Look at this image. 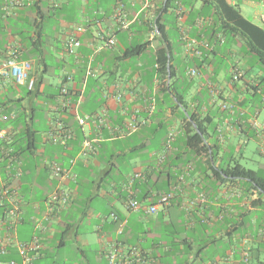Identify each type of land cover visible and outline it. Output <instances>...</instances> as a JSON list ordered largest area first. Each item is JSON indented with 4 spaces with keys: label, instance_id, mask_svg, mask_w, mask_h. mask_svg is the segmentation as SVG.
Here are the masks:
<instances>
[{
    "label": "crops",
    "instance_id": "obj_1",
    "mask_svg": "<svg viewBox=\"0 0 264 264\" xmlns=\"http://www.w3.org/2000/svg\"><path fill=\"white\" fill-rule=\"evenodd\" d=\"M21 1L23 8L6 11L7 0H0V65L16 52L32 64L29 79H35L33 91L0 80V132L8 133L0 136V200L9 187L19 205L14 222L6 219L9 203L0 204V245L10 239L0 261L20 264L19 245L37 238L41 250L33 264H110L111 254L118 264H264V198L241 179L215 174L227 164H242V148L256 138L250 121L259 122L264 111V59L250 54L241 36L224 34L201 1L179 0L162 17L165 32L177 35V46L171 38L178 70L173 90L184 96L189 114L209 126V150L198 152L185 135V110L174 107L156 72L154 36L166 0ZM232 1L264 33V0ZM77 27L84 29L81 46L70 55L66 42ZM182 30L203 42L202 58L187 54ZM110 38L113 47L106 45ZM135 38L151 45L135 61L123 58L128 48L141 45L133 44ZM90 61L95 76L86 80ZM193 68L198 77L188 76ZM237 68L245 74L233 82ZM68 75L73 100L82 96L80 114L99 117L105 111L103 126L82 127L61 108ZM226 102L236 105L234 113L222 110ZM133 116L138 129L128 133ZM58 123L73 133L66 145ZM86 142L93 153L85 155ZM53 163L68 177L54 178ZM19 170L23 176L16 179ZM58 190L69 195L64 207L49 202ZM163 196H170L168 204H158ZM130 200L140 210L128 209ZM157 205V214L146 213Z\"/></svg>",
    "mask_w": 264,
    "mask_h": 264
},
{
    "label": "built area",
    "instance_id": "obj_2",
    "mask_svg": "<svg viewBox=\"0 0 264 264\" xmlns=\"http://www.w3.org/2000/svg\"><path fill=\"white\" fill-rule=\"evenodd\" d=\"M6 11H10L11 9L16 8H23L24 3L21 0H7L6 4ZM264 20V16L262 17ZM84 32V29L82 27H77L73 33V35L67 40L66 42V52L67 54L74 55L75 50L81 46V42L78 39V35ZM181 40L185 44V48L187 50V54L194 58H202L203 52L199 48V46L203 45V42L199 41L195 38H190L185 30H182L181 32ZM116 44V40L114 38H110L107 41V47H113ZM204 47L209 48L208 44H204ZM91 61L89 62V65L86 69V80H88L91 77L95 76V72L92 68ZM32 70V64L29 61H21L17 55L16 52L12 53L11 57L7 58L1 65H0V80L3 81H13L17 85H26L29 91H33L35 88V79H29V73ZM189 77H198L199 73L197 69H189L187 72ZM244 71L241 69H236L232 73V81L237 82L240 81L244 77ZM73 78L68 75L65 79L64 85L60 88V96H61V108L66 111L70 110L74 113L76 122L80 126H85L89 123H94L95 126H103L105 121L103 117L107 116L105 111L103 112V115L96 117V116H88V115H81L80 114V107L82 104V96H78L77 99L73 100L74 93L71 92L70 88L68 87V83L72 82ZM115 100L119 103L122 101L123 95L122 93L118 92L115 95ZM264 104V102H263ZM220 107L224 111H229L231 113L235 112L236 105L234 103H221ZM155 109V100H152V102L149 105V110L153 112ZM58 127L60 131L63 132V138L60 140V143L62 145H66V142L70 140L73 136V133L66 125L63 123H58ZM111 130H115L112 126L109 127ZM250 128L257 137H261L264 139V124L259 123L257 120L250 121ZM138 129V121L137 117L133 116L131 120L127 123V130L128 133H134ZM220 133H222L221 130H219ZM8 133L6 131L0 132L1 137L7 136ZM172 137H170V140ZM95 151L93 145L91 142H86L84 145V152L85 155L89 153H93ZM260 153L264 156V146L260 148ZM51 174L54 178L57 179H64L68 177V171L64 169L62 166H60L57 163L51 164ZM23 176V173L19 170L17 171V174L15 175L16 179H19ZM11 190L8 188H4L2 191V199L0 200V204H4L3 200L5 199L7 201L9 208L6 211V219L14 220V222L17 221V218L19 216V205L17 199L11 194ZM170 199V196H163L160 198L158 204H168ZM70 201L69 195L64 191H56L54 192L50 198L49 202L52 205H58L60 207L66 206ZM141 208V204L135 200H130L128 203V209L132 211H138ZM146 213L149 215H155L158 213V205L157 206H151L148 209H146ZM5 220H0V224L4 223ZM13 222V221H12ZM11 222V225H14ZM10 241L8 238L4 244L0 245V258L4 256L7 252L6 250V244ZM19 249L22 253L23 260L20 264H33L34 260L37 258L40 250L41 245L39 243V240L35 238L32 242L26 243V244H20ZM243 258L245 262H248L250 260V255L247 251L243 252ZM136 262H140V260H136ZM109 263L110 264H118L116 260V256L114 254H111L109 256ZM133 262H129L128 264H132ZM0 264H5L0 261ZM7 264H19L15 261H11Z\"/></svg>",
    "mask_w": 264,
    "mask_h": 264
},
{
    "label": "trees",
    "instance_id": "obj_3",
    "mask_svg": "<svg viewBox=\"0 0 264 264\" xmlns=\"http://www.w3.org/2000/svg\"><path fill=\"white\" fill-rule=\"evenodd\" d=\"M178 1L179 0H166L164 4L165 7L163 9V14L162 16H160V18H158L156 22L158 33L155 34L154 39L159 43V48L156 52V72L164 79V92H166L168 96H173L175 101H172L171 103L174 105V107L177 109L184 108L185 110L183 112L180 109V114L182 116L183 122L185 123V135L189 140V147L192 150L207 153L209 150V147L205 145V142L209 137V126L207 123V119L201 120L197 114H189L187 103L184 101V96L173 90V80L176 78L178 70L175 69L172 64V36L171 34L165 32V26L161 25V19L164 15L168 14L171 9L174 8V3ZM196 1H201V9H203L204 12H207L208 9L209 11H212V16L214 17L216 23L219 24V28L224 34L241 36V38H243L247 43L249 53L255 54L258 58L264 59V33L256 26L246 21L242 17L239 8L236 5H233L230 0ZM33 8L37 9V4H35ZM173 24L175 25V21H173ZM150 45L151 42L132 46L125 51L123 58L129 59L138 57L146 52ZM166 46L169 48L170 53L171 84L169 86L166 85L169 75V59L167 56ZM29 142V149H35L36 139L31 138ZM210 157L214 162L215 154L213 150H211ZM215 174L221 180H224L223 176L241 179L246 186L255 189L256 191H258L259 195L264 198V177L260 175L259 171L248 169L244 165L238 163L236 165L227 164L225 168H218V170L215 171Z\"/></svg>",
    "mask_w": 264,
    "mask_h": 264
},
{
    "label": "rangeland",
    "instance_id": "obj_4",
    "mask_svg": "<svg viewBox=\"0 0 264 264\" xmlns=\"http://www.w3.org/2000/svg\"><path fill=\"white\" fill-rule=\"evenodd\" d=\"M240 1L241 0H239L237 4H240ZM172 41L173 45L177 46L178 42L175 31H172ZM143 42H145L143 38H135L133 44H141ZM132 60H137V57H133ZM184 68L185 66L182 67V70H184ZM259 122L264 123V111L261 117L259 118ZM255 137L256 138H251L247 145L242 148V153H244V159L241 160L240 158L239 161H241L242 165H244L246 168L259 171L260 175L264 177V156H261L259 154L260 143L263 142V139L261 137Z\"/></svg>",
    "mask_w": 264,
    "mask_h": 264
},
{
    "label": "water",
    "instance_id": "obj_5",
    "mask_svg": "<svg viewBox=\"0 0 264 264\" xmlns=\"http://www.w3.org/2000/svg\"><path fill=\"white\" fill-rule=\"evenodd\" d=\"M166 50H167V56H168V59H169V61H168V72H169V75H168V85H169V83L171 81V75H170L171 68H170V53H169V48L167 46H166ZM182 109H184V108H182Z\"/></svg>",
    "mask_w": 264,
    "mask_h": 264
}]
</instances>
